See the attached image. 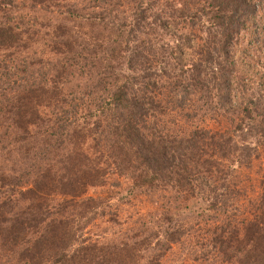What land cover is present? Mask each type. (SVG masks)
I'll return each mask as SVG.
<instances>
[{
	"label": "trees",
	"instance_id": "obj_1",
	"mask_svg": "<svg viewBox=\"0 0 264 264\" xmlns=\"http://www.w3.org/2000/svg\"><path fill=\"white\" fill-rule=\"evenodd\" d=\"M261 156L264 0H0V264H264Z\"/></svg>",
	"mask_w": 264,
	"mask_h": 264
},
{
	"label": "rangeland",
	"instance_id": "obj_2",
	"mask_svg": "<svg viewBox=\"0 0 264 264\" xmlns=\"http://www.w3.org/2000/svg\"><path fill=\"white\" fill-rule=\"evenodd\" d=\"M245 174H247L246 176H248L249 179V185H250V189L252 192H250L251 194H254L257 190H258V186H259V182L261 180V178L264 177V157L261 156L258 160L254 161L253 166L251 167V169L244 171ZM108 189L110 190L109 185L106 186L105 188H99L97 189V191L95 192H90L91 196L95 197L96 195H102V196H108ZM144 198H141V200H143ZM115 203V200H114ZM114 206V205H113ZM137 206L135 210H133V208L131 206L127 207V206H122V207H117L114 209L109 210L108 208L104 209V214H105V219L104 218H99L97 219V222H95L94 227L88 226L87 229L85 230V236L87 235H91V236H110L114 235L116 233H118V231L120 230L119 225L128 217L131 216L133 214V212H135L137 210V208H141V204L140 205H135ZM144 206V204H143ZM117 209H119L118 211H116ZM112 212H117L118 213V217L119 219H116L117 222H119V224H115L114 226H112L110 223H107V219L109 220V217H111ZM102 234V235H101ZM173 258V257H171ZM173 262V261H172ZM177 264H179V261L176 262Z\"/></svg>",
	"mask_w": 264,
	"mask_h": 264
}]
</instances>
